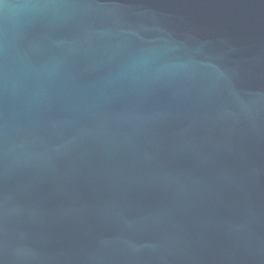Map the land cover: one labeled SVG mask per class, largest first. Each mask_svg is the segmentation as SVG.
<instances>
[{
	"label": "water",
	"instance_id": "1",
	"mask_svg": "<svg viewBox=\"0 0 264 264\" xmlns=\"http://www.w3.org/2000/svg\"><path fill=\"white\" fill-rule=\"evenodd\" d=\"M0 264H264V0H0Z\"/></svg>",
	"mask_w": 264,
	"mask_h": 264
}]
</instances>
